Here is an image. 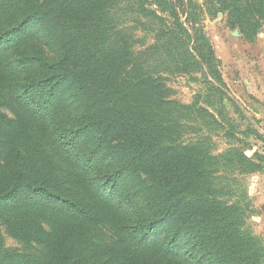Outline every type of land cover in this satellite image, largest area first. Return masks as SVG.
I'll use <instances>...</instances> for the list:
<instances>
[{
    "label": "trees",
    "instance_id": "16d2710c",
    "mask_svg": "<svg viewBox=\"0 0 264 264\" xmlns=\"http://www.w3.org/2000/svg\"><path fill=\"white\" fill-rule=\"evenodd\" d=\"M106 3L0 0V264H260L217 158L183 137L230 119L203 21L227 13L252 37L264 0H154L161 46L141 58L110 40ZM195 68L203 92L168 101L161 75ZM232 164L259 169L239 150Z\"/></svg>",
    "mask_w": 264,
    "mask_h": 264
},
{
    "label": "rangeland",
    "instance_id": "374dc122",
    "mask_svg": "<svg viewBox=\"0 0 264 264\" xmlns=\"http://www.w3.org/2000/svg\"><path fill=\"white\" fill-rule=\"evenodd\" d=\"M106 1L102 9L107 10V17L117 32L116 38L110 39L116 40L117 49L131 48L132 57L141 58L142 53L161 46L153 32L157 31L159 22L152 23L149 18L156 11L149 6L154 0H141L139 8L133 7L139 0ZM180 19L185 21V15L181 14ZM229 22L227 13L203 21L204 35L212 49L207 50L206 56L213 53L218 61L212 63L215 67L209 71L203 66V73L210 75L207 80H212L225 94L230 119L224 120L221 127L208 126L209 122L201 119L199 125L185 130L183 142L190 144L186 147L201 145L217 158L215 166L219 167L212 170L213 177L218 179L220 190L229 194L220 200L241 208L236 213L237 221L243 224L240 230L255 243L252 252L256 254L259 250L260 264H264V20L258 22L261 27L258 26L257 35L252 37H245ZM168 70L161 75L170 91L168 101L191 105L204 89L200 85L205 78L202 71L195 68L186 75H171ZM4 113L10 118L16 117L11 109H5ZM205 126L209 129H204ZM236 150L243 151L259 169L254 170L248 164L242 169L238 164L228 168L220 166L234 159ZM1 235L5 249L23 251V244L11 238L5 229H1Z\"/></svg>",
    "mask_w": 264,
    "mask_h": 264
}]
</instances>
